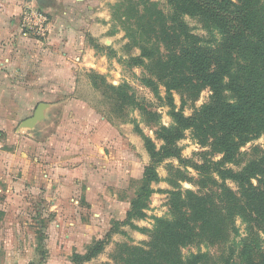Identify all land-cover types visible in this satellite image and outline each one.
<instances>
[{
  "label": "rangeland",
  "instance_id": "1",
  "mask_svg": "<svg viewBox=\"0 0 264 264\" xmlns=\"http://www.w3.org/2000/svg\"><path fill=\"white\" fill-rule=\"evenodd\" d=\"M27 1L33 4L36 0ZM147 1L169 13L167 0ZM136 4L137 0H42L39 9L32 7L46 17L48 26L52 24L56 40L45 43L53 50L48 59L40 55L32 59V65L27 64V76L36 74L40 79L37 88L11 87L7 90L10 104L0 91V160L20 166L13 176L22 175V163L26 172L33 174L35 167L43 176L54 172L49 168V152L65 155L71 143L74 151L84 135L91 145L99 143L100 159L107 167L102 163L97 183L89 185L92 199H87V185L66 187L59 195L53 181L20 186L26 208L8 216L10 239L1 243L0 264H72L74 254L85 255L96 242L102 244L100 253L79 264H119L120 245L146 249L155 220L172 219L176 194L184 197L190 191L208 196L223 185L238 198L235 182L221 181L214 172L209 173L212 182L207 181L196 169L217 163L222 156L211 148V139L204 141L189 127L174 144L180 160L162 157L155 165L157 180L148 187L152 194L143 210L145 217L127 218L131 201L143 185L145 167L152 163L150 150L158 152L164 145L163 129L174 126V114L194 117L211 96L209 88L196 93L170 87L159 80V70L149 69L129 29L136 18ZM257 4L256 20L264 26V0ZM183 19L194 34L207 38L196 18ZM91 24H98L97 30ZM21 30L31 33L22 28V20ZM48 32L49 27L43 36H28L43 40ZM159 48L168 54L163 46ZM39 104L48 105L45 119L32 130L20 128ZM261 156L264 133L242 146L225 168L238 172ZM251 183L258 186L255 178ZM99 189L104 193L98 194ZM215 203L222 215L229 216L223 221V235L212 242L197 237L180 249L183 260L205 254L208 264H264V225L234 210L230 215L225 204ZM244 245L252 263L239 256Z\"/></svg>",
  "mask_w": 264,
  "mask_h": 264
},
{
  "label": "trees",
  "instance_id": "2",
  "mask_svg": "<svg viewBox=\"0 0 264 264\" xmlns=\"http://www.w3.org/2000/svg\"><path fill=\"white\" fill-rule=\"evenodd\" d=\"M167 4L170 10L165 14L157 5L137 0L136 18L129 29L141 58L147 60L150 70H159V80L170 87L196 93L209 88L211 96L194 117L174 114V126L163 129L164 145L158 152L150 150L152 163L145 167L143 185L131 201L127 218L145 217L143 210L152 194L148 187L157 180L155 165L162 157L180 160L174 144L189 127L204 141L211 139V148L222 156L219 162L196 169L207 181L214 172L221 181L235 182L238 198L223 185L208 196L190 191L184 197L176 194L172 219L155 220L146 249L120 245L119 264H208L205 254L183 260L180 249L197 237L212 242L223 235V221L229 216L222 215L215 202L225 204L230 215L234 210L264 225V156L249 161L238 172L225 168L242 146L264 133V26L256 20L259 4L257 0H167ZM184 16L196 18L207 38L194 34ZM160 46L168 54H162ZM253 178L257 187L251 183ZM101 250L102 244L96 242L85 255L74 254L72 264L89 261ZM239 256L252 263L247 246Z\"/></svg>",
  "mask_w": 264,
  "mask_h": 264
},
{
  "label": "crops",
  "instance_id": "3",
  "mask_svg": "<svg viewBox=\"0 0 264 264\" xmlns=\"http://www.w3.org/2000/svg\"><path fill=\"white\" fill-rule=\"evenodd\" d=\"M40 3L37 0L33 4H29L27 0H0V91L2 98H5V103L7 104L11 103L10 93L7 91L11 87L24 88L31 86L37 88L40 85V79L37 78L36 74L27 76V64L32 65L30 63L33 61L32 59L40 57V55H43L44 59H48L53 52L50 47L45 46V43L53 44L56 40L53 38V34H51V23L49 26L48 24L46 25V29L49 27L50 33L48 32L47 38L43 40L29 37L30 35L28 36V34L31 33H21L23 13L27 8H32L34 5L35 8L37 7L36 9H39ZM91 25L93 26L91 27L93 28L92 30H97L98 24ZM38 47H41V49ZM15 58H17L18 63H16ZM1 103H4V101ZM70 137L72 142L75 136L72 134ZM81 138L80 146H75L76 150L73 151L72 143L70 146L67 145L64 151L65 155L60 153V156L49 152L51 156L53 155L51 158L49 155V168L54 172H46L43 176L40 175L39 171L35 170V167L33 174L26 172L25 169L27 167L23 163V166H21L22 175L17 174L13 176V170L16 167L19 169L20 166L18 164L15 166L14 162L5 158L4 160H0V247L2 242H7V239H10V229L9 226L6 227L9 224L8 216L11 212H15V210L18 212L26 208L24 196L19 192L20 186H25V184L34 185L40 183V181L44 183L53 181L54 185L58 186L55 187V190H57L56 195L63 193L66 187H76L77 185H87L85 188V190H88L86 193L87 199L91 198V195L94 194L92 186L89 185L97 183L99 171L103 167L104 160L100 159V152L102 150L98 142L96 146H93L90 144L89 139L88 141L86 140L87 138L84 135ZM1 154L3 153L1 152ZM104 159L110 161L109 155H105ZM104 166L107 167L105 164ZM120 171L122 170L119 167ZM115 177L111 179H115ZM87 178L89 179L87 180ZM100 193H104V191L100 192L99 189L98 194ZM53 199L56 200V197Z\"/></svg>",
  "mask_w": 264,
  "mask_h": 264
},
{
  "label": "built area",
  "instance_id": "4",
  "mask_svg": "<svg viewBox=\"0 0 264 264\" xmlns=\"http://www.w3.org/2000/svg\"><path fill=\"white\" fill-rule=\"evenodd\" d=\"M47 19L46 17L34 10L33 8H27L22 16V28L31 34L43 36L46 30Z\"/></svg>",
  "mask_w": 264,
  "mask_h": 264
},
{
  "label": "water",
  "instance_id": "5",
  "mask_svg": "<svg viewBox=\"0 0 264 264\" xmlns=\"http://www.w3.org/2000/svg\"><path fill=\"white\" fill-rule=\"evenodd\" d=\"M41 2L42 0H37ZM48 108L46 104H39L33 112L31 118L21 122L20 128L32 130L34 127L45 119V110Z\"/></svg>",
  "mask_w": 264,
  "mask_h": 264
}]
</instances>
